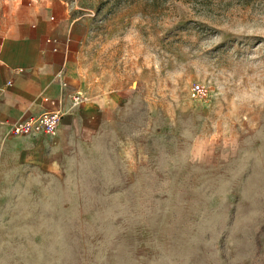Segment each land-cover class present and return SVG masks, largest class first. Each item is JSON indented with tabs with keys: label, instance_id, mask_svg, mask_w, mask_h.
Returning a JSON list of instances; mask_svg holds the SVG:
<instances>
[{
	"label": "rangeland",
	"instance_id": "rangeland-1",
	"mask_svg": "<svg viewBox=\"0 0 264 264\" xmlns=\"http://www.w3.org/2000/svg\"><path fill=\"white\" fill-rule=\"evenodd\" d=\"M64 1L101 120L0 148V264H264V0Z\"/></svg>",
	"mask_w": 264,
	"mask_h": 264
},
{
	"label": "crops",
	"instance_id": "crops-1",
	"mask_svg": "<svg viewBox=\"0 0 264 264\" xmlns=\"http://www.w3.org/2000/svg\"><path fill=\"white\" fill-rule=\"evenodd\" d=\"M88 32L64 0H0V148L16 151L26 166H50L79 140L92 136L103 99L85 85L80 57ZM82 92L79 107L72 95ZM57 102L53 135L19 142L7 124L37 115Z\"/></svg>",
	"mask_w": 264,
	"mask_h": 264
},
{
	"label": "built area",
	"instance_id": "built-area-1",
	"mask_svg": "<svg viewBox=\"0 0 264 264\" xmlns=\"http://www.w3.org/2000/svg\"><path fill=\"white\" fill-rule=\"evenodd\" d=\"M202 91L199 84L192 88V94ZM85 97L82 92H75L72 95V104L81 106ZM62 118V112L57 107V102L51 101V106L44 109L37 115L31 116L22 121L9 122L7 124V132L11 137H15L17 141L23 142L27 139L35 140L42 136H49L56 133Z\"/></svg>",
	"mask_w": 264,
	"mask_h": 264
}]
</instances>
